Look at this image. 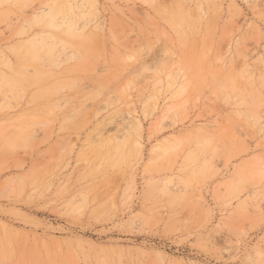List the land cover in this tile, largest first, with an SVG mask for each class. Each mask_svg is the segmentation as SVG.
Returning a JSON list of instances; mask_svg holds the SVG:
<instances>
[{
  "label": "rangeland",
  "instance_id": "374dc122",
  "mask_svg": "<svg viewBox=\"0 0 264 264\" xmlns=\"http://www.w3.org/2000/svg\"><path fill=\"white\" fill-rule=\"evenodd\" d=\"M0 74V264H264V0H3Z\"/></svg>",
  "mask_w": 264,
  "mask_h": 264
},
{
  "label": "bare ground",
  "instance_id": "6f19581e",
  "mask_svg": "<svg viewBox=\"0 0 264 264\" xmlns=\"http://www.w3.org/2000/svg\"><path fill=\"white\" fill-rule=\"evenodd\" d=\"M2 2H3V0H1L0 3H2ZM57 2H58V1H57ZM57 2H56V3H57ZM60 2H61V1H60ZM56 3H55V4H56ZM56 5H58V4H56ZM54 7H55V6H54ZM64 7H66L65 4H64ZM52 9H53V8H52ZM59 10H60V9H59ZM59 10H58V11H59ZM62 11H63V10H62ZM54 12H55V11H54ZM65 12H66V10H65ZM79 12H80V11H79ZM51 13H52V12H51ZM63 15H64V14H63ZM52 16H53V15H52ZM54 17H56V16H54ZM54 17H53V18H54ZM59 17H60V15H59ZM61 17H62V16H61ZM50 18H51V17H50ZM43 19H45V18H43ZM51 20H52V19H51ZM42 21H43V20H42ZM44 21H46V20H44ZM47 21H48V20H47ZM52 21H53V20H52ZM52 21H51V22H52ZM71 21H72V20H71ZM53 22H54V21H53ZM65 22H66V21H65ZM60 23H61V22H60ZM47 25H48V22H47ZM54 25H55V24H54ZM40 26H42V25L40 24ZM45 26H46V25H45ZM37 27H39V25H38ZM50 27H52V26H50ZM61 27H62V26H61ZM66 27H67V26H66ZM40 28H41V27H40ZM57 28H58V27H57ZM42 29H44V28H42ZM70 30H71V29H70ZM72 30H73V29H72ZM41 33H42V32H41ZM61 33H62V32H61ZM65 33H66V32H65ZM68 33H69V32H68ZM183 33H184V32H183ZM69 34H70V33H69ZM69 34H68V35H69ZM72 34H73V33H72ZM43 35L45 36L46 34H43ZM78 35H80V34H78ZM82 35H83V34H81L80 36L82 37ZM41 36H42V35H41ZM56 36H57V35H56ZM60 36H61V34H60ZM62 36H63V35H62ZM72 36L74 37V35H72ZM80 36H79V37H80ZM45 37H46V38H51V35H50V37H47V36H45ZM58 37H59V35H58ZM76 37H77V35H76ZM79 37H78V38H79ZM81 37H80V38H81ZM90 37H91V36H90ZM92 37H93V36H92ZM56 38H57V37H56ZM85 38H86V37H85ZM85 38H84V39H85ZM87 38H88V37H87ZM87 38H86V39H87ZM57 39H58V38H57ZM63 39H64V38H63ZM91 39H92V38H91ZM34 40H35V39H34ZM38 40H39V39H38ZM42 40H43V39H42ZM65 40H66V39H65ZM81 40H82V39H81ZM87 40H88V39H87ZM89 40H90V39H89ZM66 41H68V40H66ZM83 41H84V40H83ZM54 42H55V38H54ZM56 42H57V40H56ZM58 42H59V41H58ZM72 42H73V41H72ZM65 43H66V42H65ZM65 43H64V44H65ZM68 43H69V42H68ZM74 43H75V42H74ZM79 43H80V42H79ZM81 43H82V42H81ZM61 44H62V43H61ZM71 44H72V43H71ZM62 45H63V44H62ZM78 45H79V44H78ZM82 45H83V44H82ZM77 48H78V47H77ZM77 48H76V49H77ZM48 49H50V48H48ZM50 50H51V49H50ZM50 50H49V51H50ZM79 52H80V51H79ZM47 53H48V55H49V52L46 51V54H47ZM50 53H51V52H50ZM46 57H47V56H46ZM46 57H45V58H46ZM48 57H50V56H48ZM49 59H50V58H49ZM51 59H52V58H51ZM22 60H23V59H22ZM53 60H54V58H53ZM25 61H26V60H25ZM6 65H7V64H6ZM7 66H8V65H7ZM8 67H9V66H8ZM8 67H7V68H8ZM4 68H5V67H4ZM9 68H10V67H9ZM40 69H42V68H39V70H38L39 72H40ZM68 69H69V68H68ZM73 69H74V68H73ZM4 71H6V70H4ZM9 71H10V69H9ZM41 71H42V70H41ZM44 71H45V70H44ZM4 74H5V73H4ZM22 74H23V73H22ZM39 74H40V73H39ZM0 75H1V74H0ZM2 75H3V74H2ZM3 76H4V75H3ZM7 76H8V75H7ZM21 76H22V75H21Z\"/></svg>",
  "mask_w": 264,
  "mask_h": 264
}]
</instances>
